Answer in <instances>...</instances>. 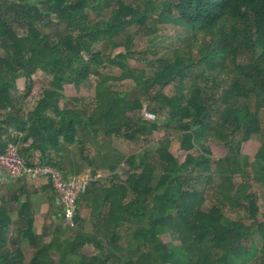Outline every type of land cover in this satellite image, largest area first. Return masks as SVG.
Returning a JSON list of instances; mask_svg holds the SVG:
<instances>
[{
  "label": "trees",
  "instance_id": "1",
  "mask_svg": "<svg viewBox=\"0 0 264 264\" xmlns=\"http://www.w3.org/2000/svg\"><path fill=\"white\" fill-rule=\"evenodd\" d=\"M166 25L174 29L171 38L162 31ZM140 31L149 36L146 51L157 54L152 74L130 63ZM119 47L124 50L112 54ZM0 48V153L8 146L7 134L9 143L21 142L27 166L50 164L65 176L79 175L82 167L68 172L64 161L68 143L83 149L100 134L109 143L115 136L137 141L163 122L178 128L186 151L178 161L163 134L156 150L159 175L150 147L127 157L120 153L117 165L91 160L94 173L97 167L114 172L111 182L85 186L77 200V227L67 224L61 206L50 242L34 230L32 203L2 196L0 188V264H264V213L250 181L235 182L248 164L242 143L263 130L264 0H0ZM39 70L50 82L34 109L21 116L12 90L24 77L30 92ZM90 75L97 77L94 107H62L65 85L78 87ZM125 79L134 81L132 93L116 88ZM168 86L172 93L164 91ZM145 102L159 105L155 119L142 116ZM206 133L228 146L215 168ZM122 161L130 168L124 180L115 173ZM250 166L255 180L264 183V141ZM190 172L194 181L185 175ZM214 177L220 179L211 186L214 201L204 208L206 190L196 182L214 183ZM81 201L95 220L90 232L80 224ZM13 202L20 235L34 248L29 262L19 248H8ZM128 224L133 228L124 246L122 228ZM163 234L178 243L163 241ZM87 245L98 253L84 254Z\"/></svg>",
  "mask_w": 264,
  "mask_h": 264
},
{
  "label": "rangeland",
  "instance_id": "2",
  "mask_svg": "<svg viewBox=\"0 0 264 264\" xmlns=\"http://www.w3.org/2000/svg\"><path fill=\"white\" fill-rule=\"evenodd\" d=\"M138 26H133L130 30L133 32L137 31ZM22 31V30H20ZM162 31L164 34H167V37L171 38V35L174 33L173 27L171 25H166L162 27ZM134 52L133 56L130 59V63L133 67L136 68H144L146 69L150 74L153 73L154 69L158 66L157 62L155 61L157 57V54L153 53L152 51H146L147 48L150 46V40L149 36L146 35L144 32H139L136 34L135 42H134ZM124 50L123 47L116 48L112 50V54H116L119 51ZM163 51H165V48L163 47ZM3 53L2 49L0 48V54ZM146 56V57H145ZM145 58V59H144ZM108 73L114 74V75H120L121 71L118 68L111 69L108 68L104 70ZM33 78L35 79V84L32 86V89L30 92L28 88V82L24 77H19L17 79V87L12 90V93L14 94L15 98L18 100L16 112L20 114L21 116H26V114L34 109L36 106V103L38 101L39 96L41 95L43 88L49 84L50 82V76L42 71H37ZM97 83V77L94 75H90L89 77L85 78L80 86H76L74 83L66 84L64 87V98H61L59 101V104L63 106H73L75 105L81 110H88L90 111L94 105H95V88ZM117 89L126 91L128 93H132L133 90H135V83L132 79H125L116 86ZM164 91L166 93H172L173 88L171 86H168L167 88H164ZM72 97H76L79 99L78 102H72L70 99ZM153 108L158 109L159 105L156 103H150L145 102L144 108L141 110V114L145 119L153 120L155 119ZM4 113V111H0ZM15 112V110H14ZM165 114L160 111L161 119H163V116ZM2 117V116H1ZM1 119V118H0ZM261 122H262V133L258 135L256 138L245 141L242 143L241 146V152L248 156V164L245 166V173L244 174H236L235 175V182L237 184L243 182L244 180H249L251 183V190L256 195V201L260 208V210L264 213V183L259 182L255 180L254 178V169L252 166H250V162L254 161L255 155L258 151V149L261 146L262 141H264V109L261 112ZM180 131L178 128L170 123V122H163L160 125V129L156 130L151 136L149 137H143L137 141H128L126 139L120 138V137H113L111 142L109 143L105 137L104 134H100L98 136L97 142L93 143L92 138L86 140L83 145L79 142H73L68 143V151L64 153L67 157L64 158V161L67 165L68 172H71L74 168H76L78 165L82 167V172L79 175H87L92 178V180L101 183V184H109L111 182V176L114 173L107 167H97L95 170V173L93 172V168L90 167L89 162L91 160H94L96 163H102L103 161H107L109 165H117V160L119 154H123L124 156H130L134 153H137L141 151L145 147H150L153 149V155H152V161H154L156 164H158V171L157 174L159 175L162 170V165L159 161V155L156 152L157 147L159 145V141L163 137V134L168 137L169 139V151L178 159V161H183L186 155V151L180 148L179 141H178V135ZM4 142H7L8 145L9 139L8 135H3ZM205 144L207 147H209L214 152L213 157V168L216 167V163L219 158H222L226 156L228 152V146L223 141L219 140L218 138L214 137L211 134L206 133L205 137L203 138ZM13 145V144H12ZM15 146V145H14ZM21 142L17 149H20ZM101 150V153L99 154L98 151ZM61 153L60 155H62ZM56 153L51 150L50 151V157L56 158ZM69 159L72 161L69 162ZM130 172V168L128 167V164H126L125 161H122L116 168L115 173H118L121 180L126 179ZM69 175H72L69 173ZM187 177L191 178L193 181L197 177L195 173L190 172L185 174ZM215 181L214 183H205L201 181L199 183L196 182L200 187L205 188V200L203 202V207L207 208L211 203L214 201L215 195L212 193L211 186L212 184H215L216 182L220 181L218 177H214ZM8 191H4L1 193L2 196H5L4 194H8ZM132 196V195H131ZM7 198H11V196H5ZM15 202L12 203V218L13 223L11 224L9 230H8V236L10 238V243L8 244L9 250L16 251L18 248L23 253L25 261L29 262L32 257L34 256V248L29 243V241L25 238H23L20 235V229H21V221L18 220L16 216V207ZM39 205L35 204V208L38 210ZM38 215L39 211L37 212ZM229 215H235L234 213H228ZM79 215L83 219V222H80V224H83V227L85 231H92L94 228L95 220L90 215V210L86 208L84 203L80 205L79 208ZM43 216V215H40ZM37 217V216H36ZM39 218V217H38ZM45 223L42 226V228L37 225L34 227V230L37 234L41 236V239L44 242H50L53 231L58 225V220L53 218L52 216H45ZM79 223V221H78ZM77 227V225H76ZM133 228L132 225L128 224L125 225L122 229L123 233V239L121 243L125 246L126 240H127V233L130 232V230ZM68 235L74 234L71 231L67 232ZM163 241H171L173 238L169 234H163L162 236ZM173 242L177 244L178 242L173 239ZM82 252L86 255H96L98 253L97 248L87 245L83 248ZM54 262L58 263L59 255L54 253L53 255Z\"/></svg>",
  "mask_w": 264,
  "mask_h": 264
},
{
  "label": "built area",
  "instance_id": "3",
  "mask_svg": "<svg viewBox=\"0 0 264 264\" xmlns=\"http://www.w3.org/2000/svg\"><path fill=\"white\" fill-rule=\"evenodd\" d=\"M0 173L11 181L46 178L57 193L69 226L76 225L77 200L85 186L92 180L86 174L65 176L61 170L50 164H36L34 167H29L17 147L12 144L0 153Z\"/></svg>",
  "mask_w": 264,
  "mask_h": 264
},
{
  "label": "crops",
  "instance_id": "4",
  "mask_svg": "<svg viewBox=\"0 0 264 264\" xmlns=\"http://www.w3.org/2000/svg\"><path fill=\"white\" fill-rule=\"evenodd\" d=\"M0 188L1 193L8 191V194L4 195L11 196L9 199H13L15 196H20L19 199L21 201L29 200L32 203V209L35 213V226L38 223L39 228H42L45 223V216H52L58 220L62 205L55 189L46 178L35 180L24 178L11 181L5 179L0 173ZM82 203L85 205L84 201H81V204ZM35 204L39 205L38 210L35 208ZM86 208L89 209L88 207ZM38 211L39 214L43 216L38 215Z\"/></svg>",
  "mask_w": 264,
  "mask_h": 264
},
{
  "label": "water",
  "instance_id": "5",
  "mask_svg": "<svg viewBox=\"0 0 264 264\" xmlns=\"http://www.w3.org/2000/svg\"><path fill=\"white\" fill-rule=\"evenodd\" d=\"M161 192H163V191H161Z\"/></svg>",
  "mask_w": 264,
  "mask_h": 264
}]
</instances>
